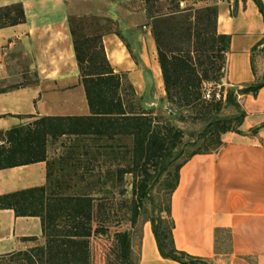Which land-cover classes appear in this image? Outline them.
Segmentation results:
<instances>
[{
    "label": "crops",
    "instance_id": "crops-1",
    "mask_svg": "<svg viewBox=\"0 0 264 264\" xmlns=\"http://www.w3.org/2000/svg\"><path fill=\"white\" fill-rule=\"evenodd\" d=\"M15 4L22 5L25 21L0 29V133L40 118L90 117L69 28L70 17L85 13L71 0H0V8ZM126 4L129 20L115 23L119 33L105 32L101 44L119 78L115 102L128 117L132 110L157 108L165 89L146 9L134 8L142 0ZM212 5L217 34L229 38L219 85L230 99L223 102L221 118L242 119L238 132L221 135L216 152L193 155L179 168L170 199L173 245L206 264H264V16L254 0ZM114 16L112 10L106 14ZM79 131L49 139L43 162L1 169L0 197L41 188L66 191L73 188L70 175L83 183L84 172L96 173L102 157L98 134ZM42 238L40 218L0 209V257ZM136 253L137 264H181L162 257L149 225Z\"/></svg>",
    "mask_w": 264,
    "mask_h": 264
},
{
    "label": "trees",
    "instance_id": "trees-1",
    "mask_svg": "<svg viewBox=\"0 0 264 264\" xmlns=\"http://www.w3.org/2000/svg\"><path fill=\"white\" fill-rule=\"evenodd\" d=\"M254 1L264 16L261 1ZM144 2L148 5L151 1L144 0ZM178 3V0L171 1L174 11L169 15L151 16L150 27L156 43L165 100L169 106L180 110L193 107L202 101L204 83H219L223 79L229 38L217 34L215 5L195 10H180ZM146 11L150 15L149 9ZM24 21L22 5L15 4L0 8V29ZM69 28L91 116L40 118L34 120L30 126L16 127L0 133V170L43 162L46 160L49 139L79 134L80 131L74 126L77 125L76 123L99 121L97 127L106 128L107 124L113 126L117 123L118 133L122 129V132L125 131L133 137L136 161L144 160V164L146 163L144 167L148 165L156 168L159 173L166 172L177 159L173 155V150L181 144V133L171 127H166L164 133L154 131L147 117L139 115L127 117L120 103L115 102L120 84L119 78L114 75L101 44L103 34L111 32L110 30L104 27L92 28L80 17H70ZM247 91L255 93L256 88H249ZM229 99L228 95L226 101ZM204 103L207 107L200 110L197 115L198 119H203L205 122V129L200 133L199 139L204 138L212 144L216 143L215 148L192 153L179 165L174 184L168 186L169 200L164 210L167 220L158 216L152 221V231L162 257L181 264L206 263L177 251L173 245L170 199L178 183L179 168L193 155L216 152L222 146L221 135L238 132L242 119V117L219 118L223 103ZM96 132L101 133L99 130ZM109 139L115 143L112 136H108ZM142 177L139 201L146 198L153 175L144 169ZM81 178L88 189L92 175L86 171ZM58 196L52 191L41 188L0 197V209H12L17 217H38L41 220L45 247L17 252L16 255L26 256L29 264H88L87 240L93 234H98V229L92 226L94 221L92 201L87 195ZM117 238L121 250L125 254L128 253L130 248L128 236L122 234Z\"/></svg>",
    "mask_w": 264,
    "mask_h": 264
},
{
    "label": "rangeland",
    "instance_id": "rangeland-1",
    "mask_svg": "<svg viewBox=\"0 0 264 264\" xmlns=\"http://www.w3.org/2000/svg\"><path fill=\"white\" fill-rule=\"evenodd\" d=\"M126 1L71 0V4L75 5L79 12L85 13L80 18L88 26L92 28L104 27L106 30L118 34L119 26L115 23L129 20L126 11L131 10V8L126 4ZM150 1L148 5L144 0L139 6L134 5V8L144 6L145 9H149L150 15L146 11L149 25L151 24V16H166L174 11L173 6H171L172 0ZM178 2L180 10H195L212 5V0H178ZM110 10L115 11L116 14L113 20L106 17ZM134 17L137 18L136 15ZM117 98H119L118 94ZM204 102L206 101L202 99L193 107L177 110L169 106V103L164 99L159 102L157 108L149 111H130L129 115L142 116L144 114L147 120L151 121V127L154 131L164 133L166 127H171L181 133V144L173 150V155L177 159L164 173L157 172L156 168L152 166L147 165L144 167L146 165L144 160L136 161L133 151V137L125 131L122 132V129L118 133L117 123L113 126L107 124L105 125L106 128H103L104 126L97 127L99 121L90 123L82 121V123L74 125L78 130L86 129L92 132L95 129L101 131V133L97 132L98 137L96 140L99 142H96V146L101 149L102 157L99 159L97 172L92 173L95 187L90 186L92 187L91 190H89L90 187L86 189L88 187L86 183H81L75 175H70L68 182L73 188L56 192L59 195L58 197H83L87 195L92 201L94 220L92 226L98 229V234H93L87 240L88 264H137L136 248L144 226L149 225L152 229V221L157 219L158 216H162L163 219L167 220L164 210L169 200L168 186L174 184L179 165L192 153L215 148L216 143L212 144L204 138L199 139L200 133L205 129V122L203 119H198L197 115L200 110L202 111L207 107ZM221 117H223L222 114H219V118ZM33 122L34 120L19 127L30 126ZM108 136H112L115 143L111 141L106 143ZM144 169L153 175V179L150 182L146 198L139 201V186L143 180L142 172ZM122 234H126L129 239L130 248L126 254L121 250L117 238ZM45 244V238H42L41 241L35 242L25 251L36 247H45ZM16 253L0 257V264H29L26 256H19Z\"/></svg>",
    "mask_w": 264,
    "mask_h": 264
},
{
    "label": "built area",
    "instance_id": "built-area-1",
    "mask_svg": "<svg viewBox=\"0 0 264 264\" xmlns=\"http://www.w3.org/2000/svg\"><path fill=\"white\" fill-rule=\"evenodd\" d=\"M1 79V69H0ZM227 93L219 84L204 83L202 86V99L206 102H225Z\"/></svg>",
    "mask_w": 264,
    "mask_h": 264
}]
</instances>
